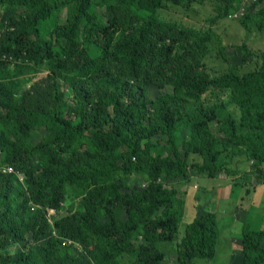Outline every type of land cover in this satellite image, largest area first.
<instances>
[{
	"label": "trees",
	"instance_id": "1",
	"mask_svg": "<svg viewBox=\"0 0 264 264\" xmlns=\"http://www.w3.org/2000/svg\"><path fill=\"white\" fill-rule=\"evenodd\" d=\"M236 2L198 29L159 15L191 0H0V264H170L171 250L174 264L215 259L217 213L201 210L178 239L183 201L166 183L237 175L232 155L264 183V51L241 44V64L218 81L204 63ZM254 8L263 31L264 0ZM249 223L242 264H264V230Z\"/></svg>",
	"mask_w": 264,
	"mask_h": 264
},
{
	"label": "rangeland",
	"instance_id": "2",
	"mask_svg": "<svg viewBox=\"0 0 264 264\" xmlns=\"http://www.w3.org/2000/svg\"><path fill=\"white\" fill-rule=\"evenodd\" d=\"M200 1V2H199ZM222 0H191L190 8L186 9L182 6L166 7L160 11V16L166 19L176 21L180 24L192 26L194 28L207 29L210 26V18L217 14ZM251 0H237L235 8L231 10L227 18L220 20L213 29L216 38L207 43V56L204 60L206 68L215 80L221 74L229 72V61L234 65L241 64V52L236 48L243 43H247L252 49L264 51V30L259 31L256 27V9H250ZM244 9V10H243ZM248 27L242 24L244 16L247 14ZM24 10L18 9L17 16L22 17ZM241 13V15H239ZM67 12L64 10L60 15L64 19ZM233 15L232 17H229ZM253 64L241 66L242 72H248L253 69ZM39 75V77H42ZM59 88L69 93L67 85L64 81H60ZM166 90H170L166 88ZM223 92L219 86H214L210 92L209 98L217 100V92ZM156 94V90L152 89ZM67 97H69L67 95ZM221 99H226L224 94ZM214 132L219 137L224 134L219 130V124L215 121L212 125ZM44 136V130L40 129L34 133V141H39ZM158 143L157 151L164 155L169 154L168 147L159 138L155 139ZM233 148H231V153ZM232 155V154H231ZM225 156V153H224ZM227 157L228 167L238 170L237 175H226L225 173L216 178L214 183H206L208 177L205 175L193 177L191 180L176 181L174 183H166V187L177 191L176 199L183 201V221L180 225L181 231L179 237L184 235V227L194 217L200 214L201 210L215 211L219 221L220 242L215 259L210 261L197 260L198 264H242L243 254L240 248V239L238 234L243 223L250 222L255 227L264 230V183L253 177L254 164L248 162L245 155H232ZM191 158L190 161H194ZM4 165L0 158V169ZM263 169V168H261ZM252 170V171H251ZM146 176L143 174H132L130 179L134 185L143 187ZM205 180V181H204ZM21 183L24 182V175ZM210 194V195H209ZM71 204V203H70ZM69 202L61 204L58 211L48 216V219L54 222L56 214L63 216L68 214L70 208ZM54 234L55 231H54ZM32 241V240H31ZM46 242V238L33 241L32 244L39 246ZM67 244L65 240L63 246ZM17 245V243H14ZM176 255L171 250L169 255L170 264H174ZM125 260H127L125 258Z\"/></svg>",
	"mask_w": 264,
	"mask_h": 264
},
{
	"label": "built area",
	"instance_id": "3",
	"mask_svg": "<svg viewBox=\"0 0 264 264\" xmlns=\"http://www.w3.org/2000/svg\"><path fill=\"white\" fill-rule=\"evenodd\" d=\"M254 1H255V0H251V3L254 2ZM243 10H244V9H243ZM239 15H241V13H239ZM232 16H233V15H230L229 17H232ZM241 16H242V15H241ZM4 171H5V172L8 171V172L11 173L13 170H11V169H6V170H4ZM17 175H18L19 179L22 180V176H23V175H22V174H19V173H17ZM54 213H55V210H54V209H48L47 217L50 216V215H52V214H54ZM49 222L52 223V221H50V219H49ZM67 243L71 244V243H73V241L68 240Z\"/></svg>",
	"mask_w": 264,
	"mask_h": 264
},
{
	"label": "crops",
	"instance_id": "4",
	"mask_svg": "<svg viewBox=\"0 0 264 264\" xmlns=\"http://www.w3.org/2000/svg\"><path fill=\"white\" fill-rule=\"evenodd\" d=\"M194 178H195V177H194ZM204 181H205V180H204ZM214 182H215V180H213V179H209V178H208V179L206 180V183H214ZM209 195H210V194H209Z\"/></svg>",
	"mask_w": 264,
	"mask_h": 264
}]
</instances>
